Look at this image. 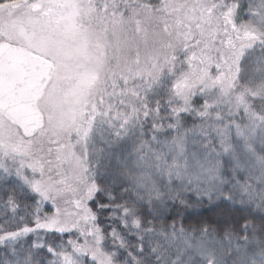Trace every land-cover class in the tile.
I'll return each mask as SVG.
<instances>
[{
	"label": "snow or ice",
	"instance_id": "snow-or-ice-1",
	"mask_svg": "<svg viewBox=\"0 0 264 264\" xmlns=\"http://www.w3.org/2000/svg\"><path fill=\"white\" fill-rule=\"evenodd\" d=\"M0 264H264V0H0Z\"/></svg>",
	"mask_w": 264,
	"mask_h": 264
},
{
	"label": "trees",
	"instance_id": "trees-1",
	"mask_svg": "<svg viewBox=\"0 0 264 264\" xmlns=\"http://www.w3.org/2000/svg\"><path fill=\"white\" fill-rule=\"evenodd\" d=\"M199 211L204 213L203 217L196 216V215L189 216L187 213H185V216L187 217V220L185 222L186 228L189 227L190 225H195L200 219L216 218L214 213L207 211V206H205V208L203 209H200Z\"/></svg>",
	"mask_w": 264,
	"mask_h": 264
}]
</instances>
